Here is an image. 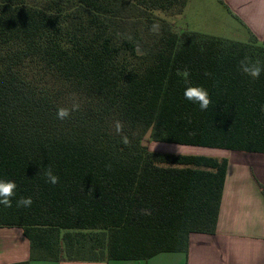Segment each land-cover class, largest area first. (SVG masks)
<instances>
[{"label": "trees", "instance_id": "obj_1", "mask_svg": "<svg viewBox=\"0 0 264 264\" xmlns=\"http://www.w3.org/2000/svg\"><path fill=\"white\" fill-rule=\"evenodd\" d=\"M188 2L0 0V179L17 184L0 228L23 230L31 260L143 261L216 233L228 159L143 141L264 154V72L239 63H264V39L178 32L154 14ZM183 71L207 90L206 111L184 98Z\"/></svg>", "mask_w": 264, "mask_h": 264}, {"label": "crops", "instance_id": "obj_2", "mask_svg": "<svg viewBox=\"0 0 264 264\" xmlns=\"http://www.w3.org/2000/svg\"><path fill=\"white\" fill-rule=\"evenodd\" d=\"M195 16L182 31L248 42L264 39V0H189ZM181 31V32H182ZM215 234L194 233L188 253H163L143 261L76 262L30 259L20 228H0V264H264V154L233 152Z\"/></svg>", "mask_w": 264, "mask_h": 264}, {"label": "clouds", "instance_id": "obj_3", "mask_svg": "<svg viewBox=\"0 0 264 264\" xmlns=\"http://www.w3.org/2000/svg\"><path fill=\"white\" fill-rule=\"evenodd\" d=\"M159 30L158 24H153L151 31L157 32ZM240 71L252 78L253 80L259 79L261 73L264 72V63L259 59L252 61L250 57L245 56L240 62ZM185 84L187 85L184 90V98L193 104H198L199 108L202 111H206L210 104L211 100L206 89L201 86L191 85L189 82L190 73L188 71L178 72ZM206 75H210L207 74ZM80 105L78 103H73L71 108L68 107H59L57 110V119L65 120L68 118L72 112L79 110ZM261 111L264 112V106L261 107ZM123 125L120 121L115 122V130L117 134H121ZM122 143L127 145L129 143L128 137H122ZM110 170L111 166H107ZM45 182L52 185H56L59 182V178L53 174L52 169L49 167L44 173ZM17 184L12 180H3L0 179V205L4 207L12 206V198L16 195ZM17 207L28 208L31 207L33 200L31 197H21L17 200Z\"/></svg>", "mask_w": 264, "mask_h": 264}, {"label": "rangeland", "instance_id": "obj_4", "mask_svg": "<svg viewBox=\"0 0 264 264\" xmlns=\"http://www.w3.org/2000/svg\"><path fill=\"white\" fill-rule=\"evenodd\" d=\"M154 14L169 22L173 25L176 31L181 32L182 28L187 26L189 21H195V16L192 15L190 18H185V16H169L164 12L155 11ZM143 144L151 151L154 152H164V153H174V154H186V155H204V156H214L218 158H231L233 151L221 150V149H210L196 146H185V145H176L162 142H155L151 140L149 135L144 139Z\"/></svg>", "mask_w": 264, "mask_h": 264}]
</instances>
